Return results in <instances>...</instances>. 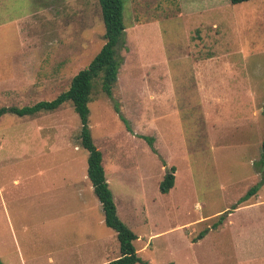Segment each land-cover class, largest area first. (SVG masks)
I'll return each mask as SVG.
<instances>
[{"label": "rangeland", "instance_id": "obj_1", "mask_svg": "<svg viewBox=\"0 0 264 264\" xmlns=\"http://www.w3.org/2000/svg\"><path fill=\"white\" fill-rule=\"evenodd\" d=\"M123 15L117 80L111 96L96 81L89 126L138 255L264 264V0H123ZM104 33L98 0H0V107L65 91ZM80 129L70 101L0 117V264L119 255Z\"/></svg>", "mask_w": 264, "mask_h": 264}, {"label": "trees", "instance_id": "obj_2", "mask_svg": "<svg viewBox=\"0 0 264 264\" xmlns=\"http://www.w3.org/2000/svg\"><path fill=\"white\" fill-rule=\"evenodd\" d=\"M98 1L105 28V42L88 65L79 70L71 78L68 88L52 100H41L33 105L22 107L1 106L0 117L5 113H13L18 116H33L42 111L55 110L64 102L70 101L81 123L80 143L88 152L87 176L101 204L104 222L116 232L119 244V255L106 261L104 264H148L137 253L134 244V241L138 238L137 234L117 214L113 194L105 175L102 152L95 145L89 126L88 104L97 80L101 82L102 91L111 96L112 86L117 80L120 67L118 49L123 42L126 29L123 15V0ZM244 1L249 0H230L233 4ZM262 112L264 114V106ZM261 148L262 155L264 156V137ZM175 170L176 167L173 165L166 169L164 177L159 183V190L162 193H168L173 187ZM257 189L258 185H254L248 193L253 194Z\"/></svg>", "mask_w": 264, "mask_h": 264}]
</instances>
